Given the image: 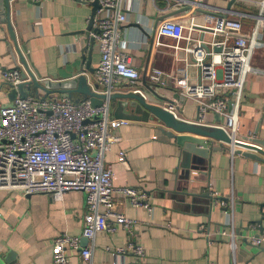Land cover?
<instances>
[{
	"label": "crops",
	"instance_id": "obj_1",
	"mask_svg": "<svg viewBox=\"0 0 264 264\" xmlns=\"http://www.w3.org/2000/svg\"><path fill=\"white\" fill-rule=\"evenodd\" d=\"M259 1L124 0L128 21L121 29L122 51L140 74L139 88L148 91L145 86L156 85L157 94L177 104L185 121H196L198 106L181 91L183 78L196 77L198 71L185 65L188 55L181 48L185 43L159 35L158 25L179 19L194 27L193 39L208 45L214 40L209 29L216 16H234L242 19L243 35L249 39ZM91 12V4L77 0H10L12 33L0 23V67L25 73L24 62L36 78L37 69L38 80L82 77L83 88L103 95L104 87L95 79L99 47L87 32ZM259 35L251 59L255 71L244 84L235 134V139L249 142L264 141V30ZM155 68L165 73L163 84L150 81ZM134 88L123 80L111 94L123 95ZM11 91L0 77V108L18 96L13 99ZM53 95L73 103L87 99L79 92ZM108 102L109 116L116 118L117 104ZM127 120L129 124L114 131L120 139L105 155V163L112 167L113 186L144 194L151 211L132 206L128 197L116 193V209L134 220L133 227L128 232L116 225L115 232L97 233L92 264H264V244L256 247L250 241L264 234V162L231 154L225 144L209 140L217 149L226 148L214 151L209 159L192 154L185 167L180 148L158 123ZM204 123L216 124L218 116L208 113ZM119 155H124L123 161ZM84 214L80 191H68L55 200L47 194L0 190V264H51L54 238L62 233L80 237ZM90 243L80 241L81 246ZM130 243L143 247L142 259L130 251L117 253ZM70 256L74 264L81 263L75 252Z\"/></svg>",
	"mask_w": 264,
	"mask_h": 264
},
{
	"label": "built area",
	"instance_id": "obj_2",
	"mask_svg": "<svg viewBox=\"0 0 264 264\" xmlns=\"http://www.w3.org/2000/svg\"><path fill=\"white\" fill-rule=\"evenodd\" d=\"M77 1L91 4L96 0ZM97 1L100 6L94 17L97 31L89 33L100 51L95 79L104 87L105 95H110L123 80L132 87L137 86L133 91L143 95L138 86L140 74L122 51L121 29L128 21L124 0ZM259 6L249 39L243 35L241 18L216 16L209 29L214 37L207 45L209 50L204 48L203 39L191 37L194 27H186L179 19L163 20L157 27L159 35L174 39L178 45L185 43L181 46L188 55L185 65L198 71L196 77L183 78L182 96L198 106L196 121L189 123L223 130L232 137V142H219L225 144L231 154L244 149L237 143L254 145L252 139L250 142L235 139V134L244 84L247 76L255 71L251 64L254 45L264 30V0L259 1ZM215 47L221 50L215 51ZM164 76L165 73L156 68L149 73L154 83L163 84ZM0 77L12 88L23 82L19 68L0 67ZM108 105V100L100 106H92L88 99L73 103L57 95L47 98L18 95L12 104L0 108V190L21 191L24 195L47 194L55 200L62 199L68 191H80L85 197L80 237L91 243L81 246L78 236L57 235L51 247V264H74L71 252L77 254L80 264H92L93 240L97 233L115 232L116 225L131 231L134 220L116 209V193L128 197L132 206L151 211L144 194L131 187L113 186L112 167L105 163V155L120 139L114 131L130 121L110 117ZM163 107L175 119L185 121L177 104L167 102ZM208 113L217 115L218 123H204ZM123 159L124 155H119V160ZM250 241L258 247L264 244V234L253 236ZM127 251L138 259L145 254L143 247L134 243L119 248L117 253Z\"/></svg>",
	"mask_w": 264,
	"mask_h": 264
},
{
	"label": "water",
	"instance_id": "obj_3",
	"mask_svg": "<svg viewBox=\"0 0 264 264\" xmlns=\"http://www.w3.org/2000/svg\"><path fill=\"white\" fill-rule=\"evenodd\" d=\"M9 1L10 0H0V23L7 24V27L11 29L10 22L8 20L9 13ZM234 0H230L233 3ZM92 12L89 18V23L87 27L88 34L92 31H97L94 27V17L96 11L100 8L98 1L91 3ZM90 41H94L90 39ZM209 50V46L204 47ZM215 51H220V47L213 48ZM25 73L22 72L23 82L17 85L16 88H12L11 96L13 99L19 95L21 98H27L29 96L39 97L40 92H43L45 96H50L53 94H68L71 95L74 92H79L87 96L92 106H100L104 100L113 101L117 104L114 115L116 118H124L131 120H140L148 122L154 120L159 124V130L164 133L169 138L175 141V145L180 148L181 155L186 164L189 166L192 154L199 155L205 159H209L210 154L217 150H224L226 147L223 145L218 149L210 144V141H220L226 144L232 142V137L227 135L223 130L218 128L206 127L203 125H198L195 123L185 122L183 120L175 119L173 115L168 112L164 107V102H169L166 99L160 97L159 94L153 89L154 86H145L146 90L142 89V94L130 91L123 95H99L92 92L89 89L83 88L80 84L81 78H73L65 81H51L49 79H37L40 78V73L35 69L36 76H34L28 69L27 65L23 62ZM34 67L33 64H31ZM116 99H121L116 101ZM230 105V101H229ZM254 145L237 143L239 146L243 147L247 151H242L237 149L235 154H241L245 157L255 159L264 162V141L259 139H254ZM80 241H88L87 238L81 237Z\"/></svg>",
	"mask_w": 264,
	"mask_h": 264
}]
</instances>
